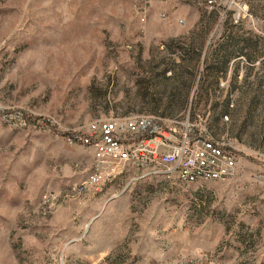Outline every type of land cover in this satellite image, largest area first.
I'll use <instances>...</instances> for the list:
<instances>
[{
    "label": "rangeland",
    "instance_id": "1",
    "mask_svg": "<svg viewBox=\"0 0 264 264\" xmlns=\"http://www.w3.org/2000/svg\"><path fill=\"white\" fill-rule=\"evenodd\" d=\"M206 1L0 0V264H264V0ZM229 25L234 58L193 101L202 65L191 85L171 79L164 44L202 39L206 57ZM135 115L222 139L236 174L182 184L131 169L71 195L92 152L67 137ZM47 190L59 199L43 213Z\"/></svg>",
    "mask_w": 264,
    "mask_h": 264
},
{
    "label": "built area",
    "instance_id": "2",
    "mask_svg": "<svg viewBox=\"0 0 264 264\" xmlns=\"http://www.w3.org/2000/svg\"><path fill=\"white\" fill-rule=\"evenodd\" d=\"M212 8L211 0H207ZM143 9V8H141ZM150 115L113 117L93 120L67 137L70 145L80 144L92 152L89 173L71 188L78 200L126 171L137 169L143 175H166L182 184L225 182L236 174L232 148L222 139L196 133L188 123L169 121L168 126ZM47 190L39 199L43 213L58 202ZM92 264H110L102 257ZM171 264H226L219 257L201 254L198 259H180Z\"/></svg>",
    "mask_w": 264,
    "mask_h": 264
},
{
    "label": "trees",
    "instance_id": "3",
    "mask_svg": "<svg viewBox=\"0 0 264 264\" xmlns=\"http://www.w3.org/2000/svg\"><path fill=\"white\" fill-rule=\"evenodd\" d=\"M211 12L215 13V10L213 9ZM227 23H229V21ZM232 28L233 27L229 25V32L226 35L228 36L227 41L224 44H216L212 50V53L206 57L203 53L202 39H200V45L196 47L194 46L193 41L186 43L180 38L170 39L168 40V43L164 44V49L179 59V63H171L172 68H169L172 74L171 79H175L180 70H183V74L186 75L188 82L191 85L192 79L194 77L192 70L198 68L199 65H202V70L199 72V79L197 81L198 89L194 90L191 95V99L193 101H198V98L201 96V94L206 92V88L209 87L211 83H215L216 75L223 72L227 62L234 58L233 48L235 47L237 40L234 39L235 37L231 33ZM199 32L200 37L203 38L205 30L202 29V32L201 30ZM239 51H241V48H239ZM165 71L166 69H163L160 74L164 76ZM188 87L190 86H187V89L183 94V98L185 99L190 93V88Z\"/></svg>",
    "mask_w": 264,
    "mask_h": 264
},
{
    "label": "crops",
    "instance_id": "4",
    "mask_svg": "<svg viewBox=\"0 0 264 264\" xmlns=\"http://www.w3.org/2000/svg\"><path fill=\"white\" fill-rule=\"evenodd\" d=\"M108 202H109V201H106V202H105L103 205L105 206V205H106V203H108ZM104 206H103V207H104Z\"/></svg>",
    "mask_w": 264,
    "mask_h": 264
}]
</instances>
